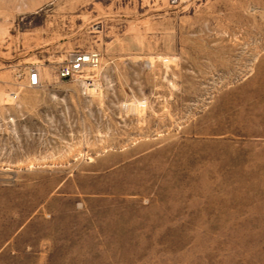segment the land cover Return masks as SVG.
Masks as SVG:
<instances>
[{"label": "rangeland", "instance_id": "rangeland-1", "mask_svg": "<svg viewBox=\"0 0 264 264\" xmlns=\"http://www.w3.org/2000/svg\"><path fill=\"white\" fill-rule=\"evenodd\" d=\"M0 264H264V0H0Z\"/></svg>", "mask_w": 264, "mask_h": 264}, {"label": "built area", "instance_id": "built-area-1", "mask_svg": "<svg viewBox=\"0 0 264 264\" xmlns=\"http://www.w3.org/2000/svg\"><path fill=\"white\" fill-rule=\"evenodd\" d=\"M100 55L96 52H78L63 64L58 71L60 80H72L87 68H97L100 65ZM41 76L37 69L30 70L29 84L36 88L40 85Z\"/></svg>", "mask_w": 264, "mask_h": 264}]
</instances>
